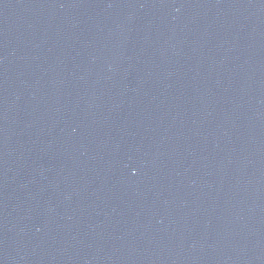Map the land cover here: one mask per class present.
<instances>
[{"label":"water","instance_id":"water-1","mask_svg":"<svg viewBox=\"0 0 264 264\" xmlns=\"http://www.w3.org/2000/svg\"><path fill=\"white\" fill-rule=\"evenodd\" d=\"M0 264H264V0H0Z\"/></svg>","mask_w":264,"mask_h":264}]
</instances>
